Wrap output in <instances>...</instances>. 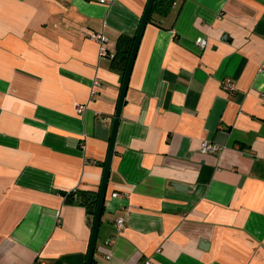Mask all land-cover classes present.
I'll return each mask as SVG.
<instances>
[{
  "label": "crops",
  "instance_id": "0c3cea01",
  "mask_svg": "<svg viewBox=\"0 0 264 264\" xmlns=\"http://www.w3.org/2000/svg\"><path fill=\"white\" fill-rule=\"evenodd\" d=\"M146 3L0 0V264L85 263L89 215L63 192L99 188L96 122L111 128L124 74L112 59ZM152 17L92 264H264V0H175Z\"/></svg>",
  "mask_w": 264,
  "mask_h": 264
},
{
  "label": "water",
  "instance_id": "95a60500",
  "mask_svg": "<svg viewBox=\"0 0 264 264\" xmlns=\"http://www.w3.org/2000/svg\"><path fill=\"white\" fill-rule=\"evenodd\" d=\"M154 1L155 0H147L145 9L143 11V14L139 22V25L134 34L132 46H131V49L128 55L127 63H126L124 74H123L122 84H121L120 93H119V97L117 100L116 110H115L114 118L111 124V128L108 129V127L104 126V122L106 118H100L96 122V134L99 137H103V138L108 137L109 141H108L106 158H105L104 165H103L102 178L100 181L99 188L97 190V201H96L94 214L92 217L87 218V225L91 228V234H90V239L88 243V249H87L86 259H85L84 264H92L93 262L95 244H96V239H97V234H98L100 217H101L105 195H106L107 181H108V176H109V171H110L111 158L114 152L115 137H116V132H117V128L119 125L120 114H121V110L123 107L125 93H126L133 61L136 55L137 47H138L141 35L143 33L144 27L149 20Z\"/></svg>",
  "mask_w": 264,
  "mask_h": 264
},
{
  "label": "trees",
  "instance_id": "16d2710c",
  "mask_svg": "<svg viewBox=\"0 0 264 264\" xmlns=\"http://www.w3.org/2000/svg\"><path fill=\"white\" fill-rule=\"evenodd\" d=\"M174 2L175 0H155L149 20L153 19L152 14L154 13L164 15L169 12ZM132 42L133 35H121L118 38L117 53L114 55L111 63L113 68H120L122 71H124ZM63 195L65 196L66 201H75L85 206L89 217L93 216L97 201V191L74 189L63 192Z\"/></svg>",
  "mask_w": 264,
  "mask_h": 264
},
{
  "label": "built area",
  "instance_id": "2783aa9c",
  "mask_svg": "<svg viewBox=\"0 0 264 264\" xmlns=\"http://www.w3.org/2000/svg\"><path fill=\"white\" fill-rule=\"evenodd\" d=\"M100 3H106L107 0H98ZM93 38L95 40H99L101 42H105L107 40V38H105L103 35H95L93 36ZM195 43L196 45L203 49L205 48L206 46V39L203 38V37H198L196 40H195ZM104 53V50L102 51ZM93 85L94 86H98L99 85V82L97 80H95L93 82ZM222 86L225 90H229L231 89V83L228 81V80H225L222 82ZM95 93V90L94 88L91 90V94H94ZM77 111H82L84 109V106L82 105H78L76 107ZM106 121V119H105ZM219 150H222V147H220L218 144L212 142V141H209V140H203L200 144V152L203 153V154H208V153H216L218 152ZM124 226V220L123 218H117L115 220V228L117 230H121ZM145 264H149L148 261L145 262Z\"/></svg>",
  "mask_w": 264,
  "mask_h": 264
}]
</instances>
